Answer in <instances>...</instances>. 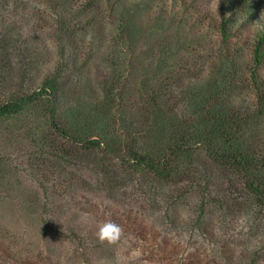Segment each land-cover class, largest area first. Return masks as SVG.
<instances>
[{
  "label": "rangeland",
  "instance_id": "obj_1",
  "mask_svg": "<svg viewBox=\"0 0 264 264\" xmlns=\"http://www.w3.org/2000/svg\"><path fill=\"white\" fill-rule=\"evenodd\" d=\"M158 1L109 0L106 3L104 0L91 13L94 25L88 29L87 36L82 35L81 44L89 52L88 65L81 68L74 63L72 72L65 73L66 81L61 84L58 112L69 128L97 137L107 133L106 112L97 106V99L104 98V87L110 88L112 83L114 90L128 83V107L135 129H138L144 98L149 94L163 97L161 102L167 107L178 105L175 99H168L170 91H164L160 81L187 59L194 61L206 54L211 33L201 36L185 20L179 21L175 15L167 14ZM14 20L8 23L0 14V75L9 80L15 77L28 65L29 54L36 49L40 55L32 56L31 74L26 77V87L33 89L55 70L58 60L67 66L78 46L72 49L52 30L35 31L27 19L15 17ZM178 47L183 50L178 51ZM56 48L62 50V56H58ZM79 49L82 50L80 46ZM214 53L209 51L205 55L206 66L209 57H215ZM74 58L76 62L81 55ZM218 58L210 69L203 64L205 76L192 78L193 83L183 85L181 90L176 89V80L169 81L172 86L166 81V86L175 94L180 93L181 98L189 95L201 106L220 89V84L211 80L212 75L206 76L209 70L216 75L221 71L226 73L225 63ZM249 102L244 94H237L230 98L228 105L246 109ZM111 114L122 121L120 124L117 121V137H113L121 145L124 136L130 133L126 132L128 125L115 111L111 110ZM245 137L246 145H264V115L254 118ZM45 140L56 153L45 149L47 154L45 158H38V163L35 156L26 161V157L16 153L8 160L15 175L8 185L9 194L0 195V243L17 260L36 264H185L181 250L192 245L194 256L202 253L207 264H215L218 247L228 244L236 255L243 251L258 252L257 260L264 264V214L238 200L224 187L217 190L221 203L212 210L208 220V228L217 237L218 244L210 245L204 237L190 232L189 221L200 202L195 194L185 195L181 187L172 185L138 183L124 173L109 187H103L88 168L78 169L82 157L79 147L74 146L79 158L68 164L67 156H63L64 146L54 143L58 140L53 135ZM171 201L178 208L175 216L167 219L166 210ZM109 221L129 227L136 235L122 231L115 243L99 240V226ZM163 241L173 245L174 259L168 257L170 251L160 249ZM140 250H147L151 256L139 259ZM154 254L157 256L153 257ZM0 264L7 262L0 259Z\"/></svg>",
  "mask_w": 264,
  "mask_h": 264
},
{
  "label": "trees",
  "instance_id": "obj_2",
  "mask_svg": "<svg viewBox=\"0 0 264 264\" xmlns=\"http://www.w3.org/2000/svg\"><path fill=\"white\" fill-rule=\"evenodd\" d=\"M103 1L0 0V14L8 23L15 22V17L27 19L35 31L52 30L69 47L78 46L76 50L80 52L69 58L67 66L58 60L55 70L33 89L26 87V77L31 74L32 56L40 55L36 49L29 54L28 65L15 77L10 75L13 78L9 80L0 75V195L9 194L8 185L15 175L13 166L8 163L9 158L14 153L26 157V161L35 156L38 163V158H45V149L56 153L45 140L53 135L58 140L53 142L64 146L63 156H67L68 164L79 158L74 146L79 147L82 157L78 169L88 168L103 187H109L124 173L138 183L172 185L181 187L186 191L185 195L195 194L200 202L190 218V232L204 237L210 245H216L217 237L208 228V220L212 210L221 203L218 189L224 187L238 200L264 214V145L254 147L245 143L254 118L258 114L264 115V0H159L158 4L166 9L167 14L175 15L179 21L185 20L201 36L211 33L206 54L215 51V57H209L208 66L206 54L194 61L187 59L172 74L164 75L160 84L165 87L164 91H170L168 99H175L178 105L167 107L161 102L163 97L149 94L144 98L138 129L134 128L135 120L128 107V83H125L127 87L115 90L111 88L112 84L115 85L112 83L110 91L109 87H104L107 96L97 99V106H102L101 110L106 112L108 129L102 137H97L69 128L60 117L58 107L61 84L66 81L65 73L72 72L74 63L81 68L88 65L89 52L86 46H81L84 42L82 35L87 36L88 29L93 27L91 13ZM57 49L58 56H62V50ZM79 55L80 60L75 62L74 57L79 58ZM215 58L225 63L226 73L221 71L216 75L209 70L206 74L207 77L212 75L211 80L220 84L218 94L208 102L199 106L189 95L181 98L180 93L175 94L166 86V81L174 80L178 90L187 83L190 85L193 79L205 76L202 65L212 68ZM221 73L224 77H220ZM237 94H244L251 101L248 108L228 105L230 98ZM111 110L128 125L126 132L130 133L124 136L121 145L113 137H117V121L118 124L122 121L112 115ZM171 202L166 210L167 219L174 217L178 208L174 201ZM121 229L135 233L129 227ZM160 246L162 251H170L167 252L169 258H175L172 244L163 241ZM228 246L222 244L218 247V262L215 264H259L258 252L248 254L243 251L236 255ZM181 251L185 264H207L202 253L194 256L192 245L184 246ZM137 253L141 260L151 256L147 250ZM0 259L7 264H36L17 260L1 243Z\"/></svg>",
  "mask_w": 264,
  "mask_h": 264
},
{
  "label": "clouds",
  "instance_id": "obj_3",
  "mask_svg": "<svg viewBox=\"0 0 264 264\" xmlns=\"http://www.w3.org/2000/svg\"><path fill=\"white\" fill-rule=\"evenodd\" d=\"M121 233V227L118 224L109 221L99 226L97 237L101 241L115 243L119 240Z\"/></svg>",
  "mask_w": 264,
  "mask_h": 264
}]
</instances>
